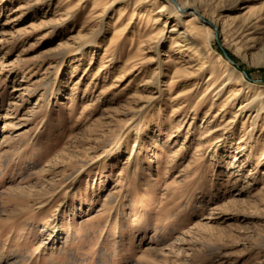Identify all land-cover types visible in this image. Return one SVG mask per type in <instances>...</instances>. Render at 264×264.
Segmentation results:
<instances>
[{
  "label": "rangeland",
  "instance_id": "374dc122",
  "mask_svg": "<svg viewBox=\"0 0 264 264\" xmlns=\"http://www.w3.org/2000/svg\"><path fill=\"white\" fill-rule=\"evenodd\" d=\"M0 264H264V0H0Z\"/></svg>",
  "mask_w": 264,
  "mask_h": 264
}]
</instances>
